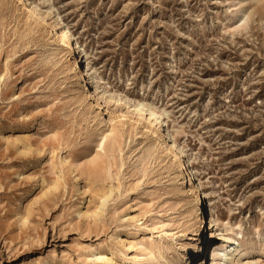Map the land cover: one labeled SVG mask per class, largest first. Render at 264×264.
<instances>
[{"label":"rangeland","instance_id":"obj_1","mask_svg":"<svg viewBox=\"0 0 264 264\" xmlns=\"http://www.w3.org/2000/svg\"><path fill=\"white\" fill-rule=\"evenodd\" d=\"M32 1L101 92L165 112L220 230L242 226L246 256L264 259V0ZM25 4L0 0V264H175L194 224L176 169L114 102L119 142L100 151L108 108L81 100L55 43L27 35Z\"/></svg>","mask_w":264,"mask_h":264},{"label":"bare ground","instance_id":"obj_2","mask_svg":"<svg viewBox=\"0 0 264 264\" xmlns=\"http://www.w3.org/2000/svg\"><path fill=\"white\" fill-rule=\"evenodd\" d=\"M13 1L19 2V0ZM25 1V9L27 11L25 15V27L27 35L35 40H43L46 46L55 43L66 54L68 64L66 73L78 84L76 93L80 96L81 100L86 101L91 99L93 102L91 109L96 108L95 104L99 109H102L104 105L108 108V122L101 115H98L99 123L103 126L99 138L100 151L106 150L107 145L111 143L119 142L116 131L112 130L109 132L105 129L110 123L113 124L115 122L111 111V105L114 102L116 105H121L124 108V112L120 116V123L122 122L124 125L131 123L137 129H140L141 125H145V130L141 133L146 139L152 141L148 156H151L153 152L154 156L158 159H163V162L167 163L168 168L176 169L174 190L179 196L191 203L192 207L190 211L194 216V224L192 226V234L188 237L186 243L182 245L183 252L175 264H208L207 258L210 257L211 252L213 257L210 263L212 264H262L264 262L263 257H248L246 256L245 249H242L241 241L244 238L242 226H233L227 222L223 223L226 228L221 231L219 228L220 220L216 215H214L213 221L210 224L212 231L209 232V228H207V225L205 226L202 215L206 213V207L210 205L208 199L212 194L204 190L202 179L194 171H191L192 159L188 155H185L177 137L181 132L176 130V135L170 132L171 129L165 124V112L146 102L137 101L134 103L125 97L115 100L114 95L112 97L107 92H101L100 86L98 87L96 82H94L89 70L83 67V63L85 64V62L84 56L81 53L82 51H80L81 47L78 43L75 44L73 42L70 31L65 27H61L60 23L54 20L51 10H45L40 4L32 0ZM248 12L249 14L243 15L242 20H240V29L245 27L250 16L253 15L252 11ZM238 26L236 28L239 30ZM85 83L86 85H84ZM89 86L90 92L91 88H94L92 89L95 90L94 93L90 94L86 91ZM188 177H190V182H185ZM108 199L109 195L107 193L101 197V209L105 208ZM256 233L260 234L259 231Z\"/></svg>","mask_w":264,"mask_h":264},{"label":"built area","instance_id":"obj_3","mask_svg":"<svg viewBox=\"0 0 264 264\" xmlns=\"http://www.w3.org/2000/svg\"><path fill=\"white\" fill-rule=\"evenodd\" d=\"M191 171H194L195 174H197V172L195 171L193 165L191 167ZM187 181L190 182V177H188L187 180H185V182H187ZM206 208H207V211H206V213H204V215H202V218H203V221L205 222V226L207 225V228H209L208 229L209 232H211L212 231V227L210 226V224L212 223L214 215H216V214L212 211V208H210L209 206L206 207ZM208 225H209V227H208ZM212 257H213V254L211 252L210 257L207 258V263L208 264L211 262ZM210 264H212V263H210Z\"/></svg>","mask_w":264,"mask_h":264},{"label":"water","instance_id":"obj_4","mask_svg":"<svg viewBox=\"0 0 264 264\" xmlns=\"http://www.w3.org/2000/svg\"><path fill=\"white\" fill-rule=\"evenodd\" d=\"M206 237V236H205Z\"/></svg>","mask_w":264,"mask_h":264}]
</instances>
